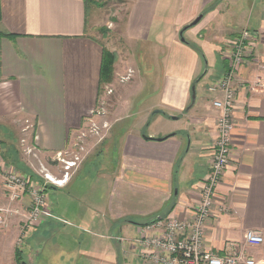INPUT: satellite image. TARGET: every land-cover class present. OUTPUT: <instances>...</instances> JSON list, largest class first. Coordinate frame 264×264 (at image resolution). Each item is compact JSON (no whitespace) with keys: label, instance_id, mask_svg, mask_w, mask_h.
I'll return each instance as SVG.
<instances>
[{"label":"crops","instance_id":"crops-1","mask_svg":"<svg viewBox=\"0 0 264 264\" xmlns=\"http://www.w3.org/2000/svg\"><path fill=\"white\" fill-rule=\"evenodd\" d=\"M97 25V14L91 18L84 0H0V132L32 130L26 147L36 145L39 160L62 179L55 172L56 154L78 147V133L105 99L104 47L116 56L113 78L121 101L107 109V125L110 131L122 127L90 177L88 164H77L63 186H47L53 218L26 226L29 198L13 204L15 214L0 227V264H18L21 236L24 264L50 257L51 264H143L139 228L168 217L185 219L199 200L221 113L208 87L230 69L222 53L242 30L252 35L253 55L236 75L232 160L216 192L225 212L209 222L205 247L222 255L230 244L242 245L248 230L264 236V0H129L117 26L118 48L92 35ZM145 71L158 74L148 95L142 82L133 84ZM145 96L153 102L136 109ZM159 119L173 125L147 134ZM126 120L130 123L121 126ZM3 140L1 203L4 163L13 162ZM19 156L26 161L22 152ZM247 251L264 264V244Z\"/></svg>","mask_w":264,"mask_h":264},{"label":"built area","instance_id":"built-area-1","mask_svg":"<svg viewBox=\"0 0 264 264\" xmlns=\"http://www.w3.org/2000/svg\"><path fill=\"white\" fill-rule=\"evenodd\" d=\"M252 41L249 30L242 31L234 38L230 69L214 87L208 88L211 94L217 96L213 106L221 113L216 119V139L209 173L199 184V200L185 219L168 217L139 228L138 257L143 264H258L247 251L248 248L264 244V236L257 230H248L242 245L230 244L222 255L205 247L209 222L218 221L225 212V208L216 203V192L232 160L236 126V75L252 58ZM25 152L39 159L36 145ZM67 156L68 152H59L55 156V161L63 166L62 179L53 177L46 168L41 170L44 184H33L29 177L16 168L10 167L5 171L4 185L11 201L20 200L25 193L32 200L26 226L42 217H53L46 187L50 184L63 186L69 180L70 170L80 162L78 156L70 160L66 159ZM11 211L9 208H0V227L7 223ZM22 242L20 239L19 248Z\"/></svg>","mask_w":264,"mask_h":264},{"label":"rangeland","instance_id":"rangeland-1","mask_svg":"<svg viewBox=\"0 0 264 264\" xmlns=\"http://www.w3.org/2000/svg\"><path fill=\"white\" fill-rule=\"evenodd\" d=\"M128 2H129V0H92V2H90V4H89V13H90L91 18H94L95 14H97V24H98L97 27L95 28V30L92 32V35L97 37L98 39H100V41H104V43L107 40H111V41L113 40L117 44V41H118L117 40L118 36L116 34L118 31L117 26H120V24H121V20L123 18V15L125 14V9L127 8ZM242 31H244V30H242ZM233 40L229 41V44L227 45V47L225 48V50L222 53L229 60H230V58L232 56V52H233V45H232ZM116 47L117 48L119 47L118 44ZM165 53L166 52L163 50L162 51V57L165 55ZM245 65H243L242 67H244ZM146 69H147L146 71H149L151 68L147 67ZM143 70H145V69H143ZM157 70H158V68H157ZM146 71H145V73H143V77L136 80V82L133 84H139V82L140 83L142 82L143 83L142 89H144L146 91L145 95H148L147 93H149V91L153 87L154 82H156L158 80V74L154 75V74H150L149 72H146ZM227 72L228 71H226V73ZM226 73H224L221 77L217 78V80L214 83H212L209 87H214L220 80H222V78H224ZM113 76H114V74H113ZM138 77H140L139 74H137V78ZM130 79H132V78H118V82H121V83L128 82V80H130ZM116 86L117 85H116L114 78H113L110 83H108L102 87V89L100 91V95L102 98L105 97V99L100 102L98 110L95 112V114L92 115L91 118H89L90 120L87 122V125L85 126V128L82 129V131H80L78 133V136L76 138V141L78 143V147L75 148V150L73 152H68L67 158L65 157L67 160H70L71 157L73 159L75 156H78L80 158V162H78L79 165L84 167L85 163L88 164L86 171L82 170V172L85 171L86 177H88V176L90 177L91 172H96V170H93V169H96L101 164L103 165V161H106V156H107L106 155V149H107L106 145H107V142L111 141L114 138H117L118 135L120 133H122V127L119 128L120 130H111L110 131L109 127L107 125V121H108L107 109L108 108L112 109V106L116 105L117 103L118 104L121 103V101L118 100V97H117L118 93H116V89H117ZM236 87H237L236 92L238 94V86H236ZM107 97L108 98L111 97V99H108ZM136 102H137L136 109H138L139 107H145V105L152 103L153 100L150 101L149 98L147 99V97H146L144 99H142V98L138 99ZM236 104H237V97H236ZM236 108H237V106L235 107V111H236ZM99 114H101V115H99ZM112 117H115V119H116L117 114L112 115ZM159 120H161V122L160 121L158 122L156 120V121H154L155 122L154 125L151 128L147 129V131H146L147 134H151L156 126L161 125L160 127L168 128L169 126L173 125L172 123H170L168 121H164L162 119H159ZM129 123H130V121L126 120L123 123L121 122L120 125L125 124L123 126H126ZM23 134H21V132H19V130H10V129L9 130L4 129V131L0 132V140L4 139L2 141V144L5 145L4 148L3 147L2 148L7 153H10V157H11L10 159L13 161L12 163L10 161H6L5 163L3 162L5 164L4 167L6 166L8 168H10V167L16 168L17 170L22 172V174L24 176L29 177L31 180H34L39 184H44L45 180L41 176L42 175L41 170H43L47 167L46 164L43 161L41 162L39 160L40 158L37 159L33 155H28L25 152V150L28 149V147H26V145L29 146V144L33 140L34 132L31 130V131L26 132V133L23 132ZM29 138H31V139H29ZM23 142H26V144H23ZM16 143L19 144V147H15ZM33 146H34V144H33ZM95 149H97V150H95ZM19 152H22V154L24 156L23 161H24V159H26V161L23 163H22V160H20L21 157L19 156ZM97 156H102L101 161L89 163L91 160H93V158H95ZM55 165H56V168H55L56 174L58 176L61 175V177H63V175H64L63 166H61V164H59L57 162ZM75 172H76V167H74L73 170L72 169L70 170L69 180L72 179V176L75 175ZM2 177H3V174H2ZM2 180H3L2 196L4 199L3 200L4 203L0 202V208H9L12 210L13 204L19 203V201H22V199L27 198V197L30 200L29 201L30 205H32V200L28 196L27 193H25L20 200L11 201V199L9 197V193L7 192V189L4 185L5 184L4 177ZM46 189H47V187H46ZM49 203L51 204L53 202H51L49 200ZM13 213L15 214V212L11 211L10 216ZM20 239L23 242L21 243L20 248H19L18 244H19ZM16 245H17L19 250H21V248L24 247L23 236H21L16 241ZM52 259L53 258L50 257L47 260V262L45 261L43 263H46V264L50 263L51 264ZM80 264H82V262ZM83 264H85V263H83Z\"/></svg>","mask_w":264,"mask_h":264},{"label":"trees","instance_id":"trees-1","mask_svg":"<svg viewBox=\"0 0 264 264\" xmlns=\"http://www.w3.org/2000/svg\"><path fill=\"white\" fill-rule=\"evenodd\" d=\"M86 5H89L92 0H84ZM184 43L195 51L202 55V51L198 49L195 45L191 44L190 42L184 40ZM116 61V56L114 53L107 50L105 47L103 49V60H102V69H101V77H100V91L102 87L108 83H110L113 79L114 74V64ZM16 257L18 264H24L23 256L21 250H16Z\"/></svg>","mask_w":264,"mask_h":264},{"label":"water","instance_id":"water-1","mask_svg":"<svg viewBox=\"0 0 264 264\" xmlns=\"http://www.w3.org/2000/svg\"><path fill=\"white\" fill-rule=\"evenodd\" d=\"M200 19H201V17H199L197 20H195V22L192 25H196L200 21ZM182 41L184 42L183 38H182ZM204 72H206V69H205ZM199 80H197V81H199ZM195 101H196V85H193V87H192V104H191V106H193L195 104ZM191 106L189 107V109L191 108Z\"/></svg>","mask_w":264,"mask_h":264}]
</instances>
